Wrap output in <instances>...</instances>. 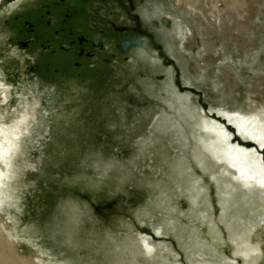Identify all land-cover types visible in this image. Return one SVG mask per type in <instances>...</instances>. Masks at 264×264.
Instances as JSON below:
<instances>
[{
    "label": "rangeland",
    "instance_id": "374dc122",
    "mask_svg": "<svg viewBox=\"0 0 264 264\" xmlns=\"http://www.w3.org/2000/svg\"><path fill=\"white\" fill-rule=\"evenodd\" d=\"M46 1L55 6L50 0ZM59 2V6L51 10L54 16L44 13L46 7L40 10L34 8L40 23L28 14L16 15L7 23L17 29L15 34L10 32L13 35L12 45L18 40L32 38L31 44L41 50L35 55L34 48L28 49L26 46L34 59L26 56L22 64L21 58L10 57L11 64L8 65L14 69L8 74L9 82L13 81L14 86L19 88L23 78L20 72L23 73L28 63L39 62L45 73L58 80L53 84L54 88L50 86L48 89L55 94V98L53 95L48 97L54 99L57 109L63 114L54 112L44 137L27 148L25 156L30 158L33 167L22 172L27 184L20 187L19 198L14 199L11 205L6 200L1 202L0 264H51L55 257L49 253L53 251L57 252L58 258L73 256L74 260L66 264H126L124 259L114 260V254L110 253L111 246L115 240H125L129 234H135L137 227L140 231H152L139 218L144 217L147 223H151L145 211L157 208L149 202L160 195L156 190L166 181L163 177L165 168L173 167L177 160L174 153L178 144L167 134H157L159 136L150 144H143L154 115L161 107H166L160 94L162 73L146 70L137 61L133 66L128 64L129 61L125 63L115 52L119 48L115 42L145 38L156 51L163 67L171 68L174 84L178 87L182 84L181 68L164 48L157 30H154L149 20L142 18L139 8L142 4L151 6L148 0H131V12H135V17L129 14L127 0H65L67 6L62 5V0ZM225 2L216 1L220 14L217 20L222 24L214 40L217 52L205 54L203 61H206V65L202 60L199 63L205 68L204 74H214V70L219 69V84L224 85L226 93H216L208 81L200 83V87L193 92V98L204 107H208L210 102H226L230 98L241 100L245 94L262 98L264 93V68L258 69L260 75L253 77L249 65L240 63V60L245 59L253 63L256 60V68L264 67V0H244L245 13L242 10L240 12L247 26L238 23L236 11L230 12L234 19L227 20V14L223 12ZM30 7L37 6L32 4ZM196 7L203 8L199 4ZM203 9L206 11H202L205 20H201L200 25H207L208 22L214 26L210 12ZM65 14H70L72 19L65 20ZM49 17L55 21L51 24L54 29L50 28L48 34L40 33L42 27L49 26L46 23ZM78 17L82 21H77ZM30 23L33 26L41 24L39 32L31 28ZM239 25L247 36L236 30L235 26ZM53 30H58V33ZM211 32L212 27H209L208 33ZM224 35H228L229 39L231 36L229 42L232 48L228 50L229 60L222 62L226 65L217 66L228 46L226 42L222 44ZM78 36L88 40L89 43L83 46L91 57L82 60L76 55ZM202 39L206 38L192 40L190 37L187 46H202ZM195 41L197 43H193ZM61 43L74 44V54L70 50H62L59 47ZM105 43L117 49L108 50ZM105 59L112 60V65ZM75 61H81V66L74 65ZM60 62L66 66L65 70ZM186 66V75L199 71L195 60H189ZM237 72L248 85L244 84L242 77L236 76ZM41 79L44 81L43 77ZM27 81L28 85L32 83V80ZM45 82L40 81L39 86L34 88V91H41L42 98L46 97L44 92H47L44 90ZM92 82L93 85H90ZM259 85L263 86L260 91ZM87 86L89 89L91 86L95 88L92 94L86 89ZM231 87L233 93L228 95ZM246 88L254 90L255 94L246 92ZM184 89L189 88L182 87ZM56 100L61 101V105ZM167 158L171 163H166ZM202 175L206 182L207 174L202 172ZM169 198L171 196H167ZM183 199L179 197V202ZM72 200L77 201L82 209L74 217L69 216L71 219L67 222L65 204ZM140 211L146 214L142 215ZM179 217L185 218L182 214ZM57 218L62 219L56 221ZM67 231L73 238L61 240L62 233ZM166 239L178 251V258L186 261L174 237L170 235Z\"/></svg>",
    "mask_w": 264,
    "mask_h": 264
},
{
    "label": "bare ground",
    "instance_id": "6f19581e",
    "mask_svg": "<svg viewBox=\"0 0 264 264\" xmlns=\"http://www.w3.org/2000/svg\"><path fill=\"white\" fill-rule=\"evenodd\" d=\"M33 1L0 0V205L3 200L11 205L14 199L19 198L20 187L27 184L22 178V172L33 167L30 158L25 156L26 150L44 137L49 130L53 113L60 111L54 99L48 97L53 95L55 98V94L48 89L50 86L54 88L53 84L58 80L45 73L43 66L40 71L37 62H32L36 69L25 68L23 73L20 72L23 78L19 88L8 79V74L14 69L8 65L11 64L10 57L21 58L22 64L25 63L26 56L34 59L28 49L34 48L35 55L37 52L41 53L34 44L29 45L28 49L21 47L19 43L12 45L13 35L10 32L15 34L17 29L16 26L7 24L8 20L11 21L19 14L35 16L40 0L37 3ZM148 1L152 5L147 7L142 4L139 11L142 18L149 20L154 30H157L164 48L180 66L181 86H175L171 68L163 67L156 51L145 38H138L142 40L141 45L134 46L127 52H122L119 48L116 50L106 43L105 45L108 50H116L124 62L129 61L131 66L136 65L137 61L146 70L162 73L160 94L163 95L161 99L166 107H161L154 115L143 144H150L159 136L157 134H167L178 144L174 153L177 160L173 167L165 168L163 177L166 181L156 190L160 195L149 202L158 209L145 211L148 212L151 223H147L144 217L139 218L157 237L154 238L148 231H140L137 227L135 234H129L125 240H115L110 253L114 254L116 262L124 259L126 264H264V93L262 98L245 94L241 100L230 98L226 102H210L208 107L194 101L193 92L200 87V83L204 84L206 81L212 84L216 93H226L224 85L219 84V69L214 70V74H204L205 68L199 63L202 60L206 65V61H203L205 54L217 52L214 40L217 32L222 29L221 21L217 20L220 17L217 0ZM225 1L223 12L227 14V20L234 19L230 12L236 11L238 23L245 26L247 21L240 12L242 10L245 13L244 0ZM32 4L37 7L29 9ZM196 4L210 12L214 26L208 22L207 25H200L201 20H205L202 11H206L196 7ZM78 18L77 21H82ZM51 19L49 17L48 21L52 22ZM241 26H235L236 30L247 36V33L240 30ZM209 27H212L211 34L208 33ZM190 37L192 40L206 39H202V46L189 48L187 44H190ZM229 37L230 39L228 35L222 37V44L226 42L228 46L217 66H225L222 62L229 60L228 50L232 48L229 42L232 38ZM10 45L12 48H9ZM189 60L196 61L199 71L186 75ZM249 61L240 60V63L249 65V69L253 70V77L259 76L258 69L262 70L264 67L256 68V60L254 63ZM131 70H134L133 67ZM235 74L240 76L238 72ZM41 77L46 81L44 90H47L44 92L46 97L43 98V94L40 96L41 91H34L40 81L44 82ZM240 77L248 85L243 76ZM27 80H32V83L28 85ZM259 86L260 91L263 86ZM181 87L189 89L182 90ZM86 89L90 92L95 90L93 86L90 89L87 86ZM229 91L228 95L232 94L233 88ZM246 92L255 94L254 90L247 88ZM59 102L61 101L58 104ZM61 112L57 114H63ZM166 163H171V160L167 158ZM202 172L207 174L206 182L203 181ZM167 196H171V199H167ZM179 197L184 198L182 205H179ZM80 209L81 206L75 200L66 203L67 222ZM139 213L146 214L143 211ZM179 214L185 218L179 217ZM59 219L62 218H57L56 221ZM67 232L62 233L61 240L73 238ZM170 235L180 246L186 261L178 258V251L166 239ZM49 254L55 257L51 264H66L74 260L71 255L58 258L57 252Z\"/></svg>",
    "mask_w": 264,
    "mask_h": 264
},
{
    "label": "flooded vegetation",
    "instance_id": "af4514ba",
    "mask_svg": "<svg viewBox=\"0 0 264 264\" xmlns=\"http://www.w3.org/2000/svg\"><path fill=\"white\" fill-rule=\"evenodd\" d=\"M49 1V0H48ZM55 6H59V0H50ZM63 2H62V5L63 6H67L66 4H65V0H62ZM59 2V3H58ZM127 2H128V9L130 10V12H129V14H130V16H134L135 17V12H131L132 11V8H133V5H132V3H131V0H127ZM48 3H50V2H47L46 0H40L39 1V9L38 10H40V9H42L43 7L45 8V11H44V13L45 14H48L49 16H50V14L52 13V15L54 16L55 14L53 13V11L51 12V10H54V8H55V6H51V5H48ZM54 7V8H53ZM31 19H33V20H37L36 22H38V23H40V21H39V19H37V14L35 15V16H33V17H31ZM64 19L65 20H71L72 19V17H71V15L70 14H65L64 15ZM55 20V19H54ZM62 20V19H61ZM60 20V21H61ZM54 22L55 21H53L52 23H50L48 20H46V23L47 24H49V26L47 25V26H44V27H42L41 29H43V31H40V33H45V34H48V32L50 33V28L51 29H54L53 28V26H51V24L53 25L54 24ZM64 22V21H63ZM56 24V23H55ZM41 24H34V26L30 23V26H31V28H36L37 29V31L39 32V26H40ZM33 26V27H32ZM56 26V25H55ZM40 29V30H41ZM44 30H47V31H44ZM54 31H58V30H53V32ZM61 31H64L63 29L61 30ZM58 33V32H57ZM68 33H70V30L68 29ZM131 39H135V38H131ZM122 40H124V39H122ZM122 40H119V41H122ZM21 41H26V44L25 45H21V47H26V46H29V45H31V42L30 41H32L31 39L29 40V39H25V40H18L17 41V43H19V45H20V42ZM77 43H79V45H78V47H77V49H75V53H76V55L77 56H79L82 60H83V58H86V57H91V55H89L90 54V52L88 51V50H86V48L83 46L84 44H88L89 42H88V40L86 39V38H84V37H77ZM115 45L117 46V41L115 42ZM72 46H74V44H72V43H68V44H66V43H61L60 44V48L62 49V50H65V51H68V50H70L71 51V54H74V50L72 49ZM117 47H119V46H117ZM119 50L121 51V49H120V47H119ZM70 51H68V52H70ZM123 52V51H122ZM65 54H68V53H65ZM60 55V54H59ZM59 55H56V56H59ZM70 55V54H69ZM56 56L54 57V58H52V59H55L56 58ZM70 57H71V55H70ZM105 60H107V61H110V62H112V60H110V59H105ZM61 63V67H63L64 68V70L66 69L65 68V66H64V64H63V62H60ZM109 63V62H108ZM74 65H76V66H78V67H80L81 66V61H75L74 62ZM91 65H93V63L91 64ZM111 65H112V63H111ZM30 66V67H29ZM37 66L39 67V70H41L42 68V66H41V64H39V62H38V64H37ZM27 68L29 69V70H34V69H36V65L35 64H32V63H30L28 66H27Z\"/></svg>",
    "mask_w": 264,
    "mask_h": 264
},
{
    "label": "water",
    "instance_id": "95a60500",
    "mask_svg": "<svg viewBox=\"0 0 264 264\" xmlns=\"http://www.w3.org/2000/svg\"><path fill=\"white\" fill-rule=\"evenodd\" d=\"M142 40L135 38V39H124L122 41H117V46L120 47L121 51L123 52H127L130 48L134 47V46H139L141 45ZM21 45H25L26 41H21L20 42ZM172 61V63L174 64V61L172 59H170ZM110 64L111 62L108 61ZM30 67V66H29ZM179 84V83H178ZM180 85V84H179ZM181 86V85H180ZM182 88V87H181ZM192 89V88H190ZM152 236L155 237V233H153V231L151 230H147Z\"/></svg>",
    "mask_w": 264,
    "mask_h": 264
}]
</instances>
